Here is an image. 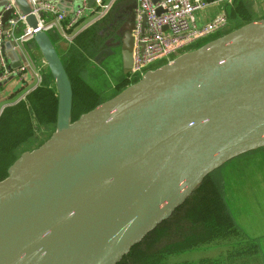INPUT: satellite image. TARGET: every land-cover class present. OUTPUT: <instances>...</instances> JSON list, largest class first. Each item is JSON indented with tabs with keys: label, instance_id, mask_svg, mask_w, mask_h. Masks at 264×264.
<instances>
[{
	"label": "water",
	"instance_id": "water-1",
	"mask_svg": "<svg viewBox=\"0 0 264 264\" xmlns=\"http://www.w3.org/2000/svg\"><path fill=\"white\" fill-rule=\"evenodd\" d=\"M66 1L72 11L95 2ZM129 8L119 39L93 57L118 47L124 75L135 1ZM15 9L32 30L56 111L50 136L22 151L0 180V264H119L213 170L264 147V18L180 53L71 120L58 41L38 29L28 0H0L2 25ZM2 52L17 70L13 42L4 40Z\"/></svg>",
	"mask_w": 264,
	"mask_h": 264
},
{
	"label": "trees",
	"instance_id": "trees-1",
	"mask_svg": "<svg viewBox=\"0 0 264 264\" xmlns=\"http://www.w3.org/2000/svg\"><path fill=\"white\" fill-rule=\"evenodd\" d=\"M96 24L78 33L72 46L63 55L64 67L73 89L72 120L99 103L97 94L81 90L79 74L76 73V69L85 63L86 58L92 55L95 49L93 47H96L98 35L93 31ZM136 79L138 78L135 77L134 80ZM54 116L55 99L46 78L23 100L2 111L0 169L5 168V174L0 176V180L6 176L7 167L17 157L14 156L15 147L32 137L38 127L53 123ZM205 179L168 220L135 245L119 264H127L128 261L135 264H170L167 260L171 255L220 238L226 229L233 228L222 200L216 196L215 189L205 187Z\"/></svg>",
	"mask_w": 264,
	"mask_h": 264
},
{
	"label": "rangeland",
	"instance_id": "rangeland-1",
	"mask_svg": "<svg viewBox=\"0 0 264 264\" xmlns=\"http://www.w3.org/2000/svg\"><path fill=\"white\" fill-rule=\"evenodd\" d=\"M132 1V0H130ZM245 9L253 14V17L264 15V0H244ZM263 1V2H261ZM221 5V4H220ZM222 6V5H221ZM256 8V9H254ZM95 13V12H94ZM250 16V15H249ZM251 16V18H252ZM235 17H233V20ZM237 21V19H236ZM234 21V23H236ZM97 23V24H96ZM93 27L98 35L99 30L104 25L96 22ZM75 28V27H74ZM74 28L67 32V37L62 39L57 46H60L62 55L67 53L68 49L74 43ZM86 29V28H85ZM82 32V31H81ZM80 33V32H79ZM107 36H99L96 47L92 55L86 58L85 63L76 69L79 74V87L86 92H93L97 94L98 102L101 103L120 92L124 87L132 83L134 78L129 77L128 74L122 73L119 50L112 48L113 54L103 57L99 62H94V55L101 49L104 40ZM67 43V44H65ZM92 49V50H93ZM72 86V85H71ZM73 99V89H72ZM98 103V104H99ZM81 114V113H80ZM72 120V115H71ZM52 125L49 123L46 129L43 126L38 127L32 137L20 142L14 150V156H18L22 150H31L35 148L40 142L46 140V136L51 132ZM5 167V166H1ZM5 174V168L0 169V176ZM205 187L211 190L215 189L216 196L222 200V204L226 215L230 217L233 228L226 229L218 241L223 242L226 246V259L238 257L240 251L231 247L229 243L235 239H248L246 237H253L255 240L264 239V147L251 150L238 155L220 167L213 170L204 181ZM229 242H224L228 241ZM212 242L216 240H211ZM219 243V242H218ZM217 244V243H216ZM213 243L201 244L190 252L175 253L168 258L170 264H193L202 258H208L214 251L211 249ZM219 245V244H218ZM262 246V243H261ZM254 246L246 247L248 253H254ZM218 247V250L226 249ZM127 264H135L128 261Z\"/></svg>",
	"mask_w": 264,
	"mask_h": 264
},
{
	"label": "built area",
	"instance_id": "built-area-1",
	"mask_svg": "<svg viewBox=\"0 0 264 264\" xmlns=\"http://www.w3.org/2000/svg\"><path fill=\"white\" fill-rule=\"evenodd\" d=\"M114 1L106 3L104 0H95L93 8L95 6L97 19L103 17ZM134 1L136 8L132 30V62L128 75L138 78L146 71L155 69L180 53L197 47L204 39L223 31L228 23L224 13L201 26L196 23L195 13L210 3H228L232 0ZM28 2L30 14L35 17L38 29L49 33L57 32L64 39L68 36L67 32L79 22L82 12L86 10V6L83 5L74 12H64L50 0H28ZM19 25H23V31L17 34L16 29ZM31 36L32 30L26 24L25 15L16 9L4 25L0 23V82L13 76L25 82L30 75L35 78L36 86L41 82L40 71L34 69L30 63L21 64L17 70L9 68L2 52L4 40H10L14 47H18L30 40Z\"/></svg>",
	"mask_w": 264,
	"mask_h": 264
},
{
	"label": "crops",
	"instance_id": "crops-1",
	"mask_svg": "<svg viewBox=\"0 0 264 264\" xmlns=\"http://www.w3.org/2000/svg\"><path fill=\"white\" fill-rule=\"evenodd\" d=\"M110 1L111 0H104V2H106V3L107 2L109 3ZM250 1L252 2V0H250ZM50 2H52L54 5H56L58 7V9H60L61 11L74 12L71 10L70 3L66 0H50ZM205 2H208V1L206 0ZM245 2H247V1L232 0L231 2H228V3H219V4H211L210 3L207 6H205L204 8L197 10L195 13V16H196V23L198 26H201V25L209 22L210 20L214 19L215 17H217L218 15H220L222 13H224L226 15L227 21H228L227 26L223 31L217 33L216 35H213L211 37L204 39L202 41V43H204L210 39L215 38V36L217 37V36H220V35L228 32V31L236 29L239 26H241L247 22L264 18V15L253 17L252 16L253 14L252 15L249 14V13H251V10H249V13L247 12V10L244 7ZM261 2H263V1H261ZM94 8H95V6H94ZM94 8L92 7L91 9H86L82 12L80 20L74 28L75 29L73 32L74 37L79 32L83 31L85 28H87L90 25L95 23V21L97 20V16H96V13H94ZM254 9H256V8H254ZM251 16H252V18H251ZM233 17H235L234 21H236V19H237L236 23H234V21H232ZM22 31H23V25H19L16 29V33L20 34ZM50 35L52 36V38L55 41H58V43H60L62 41L61 37L59 36V34L57 32H51ZM202 43L200 42V44H202ZM65 44H67V43H65ZM33 47H34V44H33L32 40L30 39V40H27L26 42H23L18 47H14V48H15L18 56L20 57L21 64H24L25 62L30 63L34 67V69L40 71V73L42 75L41 76L42 80L37 86H36L35 78L31 75L29 76V78L25 82L20 81L17 76H13L7 80H4L2 82V85L0 86V114L2 113V111L6 107L12 106V105L16 104L17 102L23 100L27 94H29L30 92L37 89V87H39L41 85V83L43 82L44 78H46V80L48 82V88H49L50 92L52 93V95L54 96L55 111H56V96H55L54 88H53V86L50 85L49 76L44 74L41 71V65L42 64L39 61V59L35 58V56L33 55V53H32ZM58 50H59V53H60L61 58L63 60V55L61 54L62 52L60 51V46H58ZM63 62H64V60H63ZM53 123H55V116H54V122ZM47 125H49V123ZM43 127H44V129H46L48 126L45 127V125H43ZM53 130H54V128L52 125L51 132L46 136V138L50 136V134L52 133ZM40 143H42V142H40Z\"/></svg>",
	"mask_w": 264,
	"mask_h": 264
},
{
	"label": "flooded vegetation",
	"instance_id": "flooded-vegetation-1",
	"mask_svg": "<svg viewBox=\"0 0 264 264\" xmlns=\"http://www.w3.org/2000/svg\"><path fill=\"white\" fill-rule=\"evenodd\" d=\"M133 2L134 0H115L105 12L103 17L95 21V23L98 22L104 24L98 32L99 36H107L104 42L109 40V44L112 45L119 39V36L116 34V29L120 23L130 18L132 10H130L129 7ZM128 22H130L129 19ZM104 42L101 48L104 47ZM111 47L115 49L118 48L116 46ZM246 238L248 239L239 238L230 242L229 240L224 241L226 243L229 242L232 245L231 247H234V249L238 248V251H240L238 252V257H235V254H237L235 253L229 260L226 259V256L230 255L226 254V246L220 245L223 244V242L218 241L219 239H214L216 240L214 242H212L211 240L205 242L206 244L213 243L211 249L214 252L208 258H202L197 262H193V264H264V239L255 240L253 239V237ZM248 246H254V253L247 252L246 247ZM218 247L226 249L218 250Z\"/></svg>",
	"mask_w": 264,
	"mask_h": 264
}]
</instances>
